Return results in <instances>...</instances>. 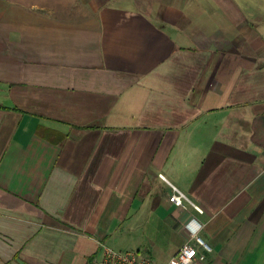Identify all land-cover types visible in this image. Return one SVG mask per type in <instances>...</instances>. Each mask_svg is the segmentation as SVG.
I'll list each match as a JSON object with an SVG mask.
<instances>
[{
	"label": "crops",
	"instance_id": "0c3cea01",
	"mask_svg": "<svg viewBox=\"0 0 264 264\" xmlns=\"http://www.w3.org/2000/svg\"><path fill=\"white\" fill-rule=\"evenodd\" d=\"M191 232L264 264V0H0V264Z\"/></svg>",
	"mask_w": 264,
	"mask_h": 264
},
{
	"label": "built area",
	"instance_id": "2783aa9c",
	"mask_svg": "<svg viewBox=\"0 0 264 264\" xmlns=\"http://www.w3.org/2000/svg\"><path fill=\"white\" fill-rule=\"evenodd\" d=\"M160 178H163L160 175ZM172 195L169 197V202L175 207H183L184 203L190 205L199 214L202 210L191 203L186 196L171 186ZM190 239H195V245L190 244L187 241L178 251L175 257L170 259L167 264H200L205 260V254L198 251L201 248L205 252H210V247L204 243L199 237H196L194 233H190ZM99 258L92 260L88 264H151L150 260L138 251H117L111 247L101 244Z\"/></svg>",
	"mask_w": 264,
	"mask_h": 264
},
{
	"label": "rangeland",
	"instance_id": "374dc122",
	"mask_svg": "<svg viewBox=\"0 0 264 264\" xmlns=\"http://www.w3.org/2000/svg\"><path fill=\"white\" fill-rule=\"evenodd\" d=\"M109 246H111L112 248H114L115 250H121V251H136V247L134 244V241L129 240L126 241L124 243H115L113 241L108 243Z\"/></svg>",
	"mask_w": 264,
	"mask_h": 264
}]
</instances>
